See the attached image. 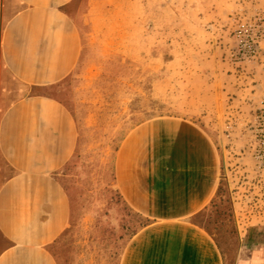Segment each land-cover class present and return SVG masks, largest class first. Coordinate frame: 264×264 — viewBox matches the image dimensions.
Listing matches in <instances>:
<instances>
[{"label": "rangeland", "instance_id": "rangeland-1", "mask_svg": "<svg viewBox=\"0 0 264 264\" xmlns=\"http://www.w3.org/2000/svg\"><path fill=\"white\" fill-rule=\"evenodd\" d=\"M8 4L0 0V34ZM68 11L83 56L47 90L79 130L59 175L74 218L49 249L57 264H118L144 221L114 188L115 151L132 128L159 118L199 123L217 148L220 186L195 222L226 264L264 255V0H75ZM2 72L0 62V115L20 93Z\"/></svg>", "mask_w": 264, "mask_h": 264}, {"label": "crops", "instance_id": "crops-1", "mask_svg": "<svg viewBox=\"0 0 264 264\" xmlns=\"http://www.w3.org/2000/svg\"><path fill=\"white\" fill-rule=\"evenodd\" d=\"M8 1L2 79L20 93L0 115L7 172L0 178V264H57L49 249L74 218L59 175L73 159L79 130L47 90L77 68L83 42L68 11L75 0ZM220 166L214 143L192 120L151 119L127 132L115 151L114 188L144 223L125 239L118 264H226L217 242L195 222L215 199ZM233 264H264V255L238 254Z\"/></svg>", "mask_w": 264, "mask_h": 264}, {"label": "trees", "instance_id": "trees-1", "mask_svg": "<svg viewBox=\"0 0 264 264\" xmlns=\"http://www.w3.org/2000/svg\"><path fill=\"white\" fill-rule=\"evenodd\" d=\"M66 189V188H65Z\"/></svg>", "mask_w": 264, "mask_h": 264}]
</instances>
